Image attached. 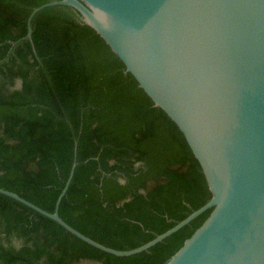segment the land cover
Instances as JSON below:
<instances>
[{
	"label": "trees",
	"instance_id": "16d2710c",
	"mask_svg": "<svg viewBox=\"0 0 264 264\" xmlns=\"http://www.w3.org/2000/svg\"><path fill=\"white\" fill-rule=\"evenodd\" d=\"M54 0H0V188L95 242L133 250L211 195L177 127L96 33ZM206 211L146 252L115 257L0 194V264H166ZM18 242L19 246L13 244Z\"/></svg>",
	"mask_w": 264,
	"mask_h": 264
},
{
	"label": "water",
	"instance_id": "95a60500",
	"mask_svg": "<svg viewBox=\"0 0 264 264\" xmlns=\"http://www.w3.org/2000/svg\"><path fill=\"white\" fill-rule=\"evenodd\" d=\"M92 29L138 88L177 127L198 162L209 201L133 250L105 247L58 214L9 197L115 257L148 251L210 210L166 264H264V0H54ZM105 16L108 22L105 23Z\"/></svg>",
	"mask_w": 264,
	"mask_h": 264
},
{
	"label": "rangeland",
	"instance_id": "374dc122",
	"mask_svg": "<svg viewBox=\"0 0 264 264\" xmlns=\"http://www.w3.org/2000/svg\"><path fill=\"white\" fill-rule=\"evenodd\" d=\"M13 244L16 245V246H19L18 242H13ZM79 264H97V263L82 262V263H79Z\"/></svg>",
	"mask_w": 264,
	"mask_h": 264
},
{
	"label": "clouds",
	"instance_id": "9594fccd",
	"mask_svg": "<svg viewBox=\"0 0 264 264\" xmlns=\"http://www.w3.org/2000/svg\"><path fill=\"white\" fill-rule=\"evenodd\" d=\"M104 22H105V23H107V22H108V19H107V17H106V16H105V20H104Z\"/></svg>",
	"mask_w": 264,
	"mask_h": 264
}]
</instances>
